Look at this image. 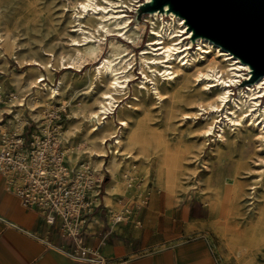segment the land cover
<instances>
[{
  "label": "rangeland",
  "instance_id": "1",
  "mask_svg": "<svg viewBox=\"0 0 264 264\" xmlns=\"http://www.w3.org/2000/svg\"><path fill=\"white\" fill-rule=\"evenodd\" d=\"M79 1L0 0V80L13 92L12 102L19 103L24 97V106L29 107L30 103L38 109L36 119L46 120L51 112L59 115L68 165L91 164L96 173L104 174L107 181L102 185V193L105 187L108 206L114 204L116 196L131 212L138 207L144 210L168 206L169 215L173 211L176 216L194 218L197 210H205L202 222L219 250H235V264H264V133L258 126L264 119V97H260L264 94V72L255 73L249 60L246 69L233 65V60H223L218 50L228 48L212 38L215 43L208 40L212 52L206 39L186 38L190 25L183 28L184 17L180 20L177 12L173 16L164 9L155 12V6L146 3L152 0H111L118 1L112 9L108 0H97L118 15V21H107L113 31L102 33L103 48L101 52L97 50V57L81 67L64 68L62 57L68 62L78 60L71 39L75 36L74 18L79 14ZM105 14L102 9L89 10L96 20ZM153 29H176V37L164 40L168 44L176 38L181 51L187 47V51L174 56L175 60L168 61L169 71L175 70L174 74L167 71L162 56L153 50ZM127 30L130 38L126 37ZM203 31L217 40L211 32ZM222 38L228 41L225 36ZM82 40V51L95 49L93 45L98 44L92 42L89 46ZM45 53L56 56L51 74L41 66L34 69L26 64L31 59L46 63L51 56ZM105 58L114 59L118 67L131 62L133 75L120 88V101L114 113L109 114L114 133L102 142L101 138L90 136L89 130L93 124L102 127L107 120L101 118L99 123L91 117L99 106L101 92L108 91L94 76V69ZM194 61L196 66H192ZM213 61L224 70L226 82L219 77H198L199 71L206 72ZM38 73L44 75L48 85L54 84L50 86L57 88L63 82L59 100L38 102L33 92L39 88L27 84ZM227 83H234L235 87ZM224 88L230 92L223 102L218 95ZM253 98L258 100V115L262 114L256 124L251 120L252 109L256 108ZM212 103L221 104L220 109L211 107ZM230 108L242 115L240 123L235 121L236 115L229 112ZM121 119H127L130 126L125 128ZM20 125L16 124L14 130H21ZM210 125L212 131L206 135L204 131ZM121 135L122 141L117 145ZM113 136L117 138L116 144ZM99 145L103 149L101 155L96 153L101 150ZM115 148L117 153H113ZM112 156L127 157L126 169L113 174L109 166Z\"/></svg>",
  "mask_w": 264,
  "mask_h": 264
},
{
  "label": "crops",
  "instance_id": "2",
  "mask_svg": "<svg viewBox=\"0 0 264 264\" xmlns=\"http://www.w3.org/2000/svg\"><path fill=\"white\" fill-rule=\"evenodd\" d=\"M3 81L5 92H12ZM13 126V121L6 124L9 130ZM32 129V124L24 128L26 137ZM104 193L71 236L59 215L48 222L41 210L23 206L0 172V264H77L70 255L79 247L89 251L86 264H235V250H219L203 224L207 211L189 218L167 214L168 206H137L126 220L113 223L109 212L118 211L123 201L114 196L108 206Z\"/></svg>",
  "mask_w": 264,
  "mask_h": 264
},
{
  "label": "built area",
  "instance_id": "3",
  "mask_svg": "<svg viewBox=\"0 0 264 264\" xmlns=\"http://www.w3.org/2000/svg\"><path fill=\"white\" fill-rule=\"evenodd\" d=\"M43 78L44 75L37 77L36 84L40 85L35 88L45 87L48 81ZM13 98V92H5L0 83V172L23 206L41 210L48 222L54 220V214L59 215L64 232L75 236L95 206L96 196L101 194L104 174L96 173L91 164L69 167L59 131L62 126L59 115L51 112L46 122H39L30 115V107L24 106V99L22 103H14ZM21 107L24 110L18 112ZM10 121L22 123L21 130H9L6 124ZM31 124L34 129L26 137L24 128ZM109 213L111 222L118 223L126 220L131 211L122 202L118 211ZM88 252L79 247L70 256L77 264H86Z\"/></svg>",
  "mask_w": 264,
  "mask_h": 264
},
{
  "label": "bare ground",
  "instance_id": "4",
  "mask_svg": "<svg viewBox=\"0 0 264 264\" xmlns=\"http://www.w3.org/2000/svg\"><path fill=\"white\" fill-rule=\"evenodd\" d=\"M188 1L191 2V0H188ZM108 2H109V6H111V9L115 8V7H113V5L118 4V1L113 2L111 0H108ZM167 3L170 4V10L167 9V6H168ZM167 3L165 4V6L163 8L167 13L170 12L171 15L175 16L174 12H177V15H179L181 17L180 20L183 17L187 18V20L185 21V25L183 27L185 29L187 24L190 25V27H188V30L185 32V33H187L186 38L191 39L192 37H194V38L206 39L207 40L206 44L208 45V48H210V50H209L210 52L213 51L211 42L215 43V41H217V42L221 43L222 45H224L228 48L227 50H224V49L218 50V53H219L218 56H223L224 57L223 60H233L234 61L233 65H235L236 67H242L244 69H246L248 67V65H249L248 61H247L248 58L244 55L239 56V53L236 50L232 49L231 46L226 45L225 43H222L218 39L216 40L215 38H213V36H211L210 34H207L203 30L200 31V30L195 28L194 33L191 34L192 33L191 27H193V24L189 21V16H188L186 10L177 6L172 0H167ZM153 4L155 5V3H153ZM79 7L84 11V15H82L83 12L79 8V10H78L79 14L75 15V18H74V20L77 22V24L75 25L76 28L73 30V32L75 33V36L71 39L72 46L77 51V59L78 60L73 61V62H68L66 57H62L61 58V65L64 68L81 67V65L85 61L92 60V57H97L99 55L98 51L101 52L102 48H103V42L104 41L102 38V36H103L102 33L103 32H109L110 33L111 31H113L110 28L109 23H107V21H109V19L111 20L114 18L118 21V18H119L118 15H114L113 11H111V12L109 11L108 6L100 5L97 0H80L79 1ZM117 7H119V5ZM91 9H93L95 11L102 9V10L106 11L107 14L101 15V20H98V19L96 20V18H93L92 16L89 15V10H91ZM153 10L155 12H157L158 8H155ZM160 11H162V10H160ZM198 12L203 19L202 21L211 22L210 19L212 17L201 12V10H198ZM116 14H118V13H116ZM163 14L164 13H162V15ZM84 16H85V20H81V18H83ZM105 17H110V18L106 19ZM153 30H154L153 33L156 34V37L154 38L153 43H152V46L154 47L153 50L155 52L162 49V51L164 53H166L168 57H172V56H175L177 54H181L184 51H187V47L183 51H181L180 46H178L179 43L176 42V38L173 39L172 42H169L168 44L166 42L167 40H164L165 37H176V32H177L176 29H174V30L170 29V31H168V30L166 31V29H165L164 32H162V30H156V29H153ZM128 31L129 30H127L125 34H126L127 38H130L128 35ZM99 34H101V36H99ZM211 38L214 39L215 41L212 40ZM82 39H84V41H85L83 44H89V46L93 45L92 42H98V44L93 45V47L95 49L86 48L84 51H82L79 48V46L81 45V42L83 41ZM208 40L211 42H208ZM173 42H174V44H173V46H171ZM114 45H117V43H114ZM184 46H186V45H184ZM228 51L230 53H228ZM113 52H115L114 49H113ZM233 52H234V54H233ZM158 53L159 52H157V55H159ZM45 55H47L49 57L51 56V58H49V61H47L46 63L42 62L38 59H31L30 61H27L26 64H29L31 66V68H34V69L38 68L37 66H41L42 68H44L48 72V74H51L52 70L55 69L54 64L52 62L56 60V56L52 53H45ZM231 55H233V57ZM161 58H162V61L165 63V65H167V67H168L167 71H169L170 64L168 63V61H165L163 59V56ZM203 58H205V56H203ZM206 60H208V59H206ZM216 63H217V61H213L212 64H210L207 67L206 72L199 71L198 77H200L202 79L203 78H210V77H216V78L219 77L220 80L226 82V80L224 79V77L222 75L224 70L222 68H219L218 65H215ZM128 64L129 65H121V67H118V64L114 61V59L105 58L101 62V64L94 69V72H95L94 76L97 79H100V81L103 83V87L105 89H108V91L103 90L101 92V94H100L101 96L98 97L99 106L97 107V109L95 111H93L91 113V117L98 120L99 123L101 122V120H100L101 118H104L107 120L105 121V124L102 127H95L94 124L91 125L90 126L91 130H89V135L95 139L101 138L102 142H104L105 137L111 136L114 133L110 127L111 117L109 114L114 113V108H115V106H117V104L120 101V98L118 97V94L121 91L120 88L125 87L127 80L132 79L131 77H132L133 73L131 71V68H132L131 62L130 63L128 62ZM193 65H195V66L197 65L196 61H194L192 66ZM50 67H52V69H50ZM172 68H174V67H172ZM234 71H237V70H234ZM169 72H170V74H174L175 70L169 71ZM41 75H42L41 73H38L35 77H33L34 81L33 80L28 81L27 84L28 85L31 84L30 88L37 86L36 85V82H37L36 79L38 76H41ZM262 75H264V74H262ZM21 76L24 77L25 73L24 74L21 73ZM43 79H45V77ZM208 85H211V83H209ZM62 88H63V82L62 81L59 82V85L57 88L50 86L46 83L44 89L43 88L42 89H36L33 92V95L36 97V99H38V102H42V101L44 102L45 100H49V101L53 102L55 100H59V97L61 96V93H62V91H61ZM156 90H157V93L159 94V96L161 97L162 94H161L158 87H156ZM229 92L230 91L227 88H224V91L222 92V94L218 95V99L220 98V100L223 102L226 101V98H227V95ZM84 93H87V91H85ZM252 93H251V95H252ZM23 99H24V97H22L19 100V103H22ZM253 101H254V105L256 108L252 109L254 111V114L251 116V120L254 122V124H256L260 120V116H262V114L260 116L258 115V111H257L258 100L254 99ZM28 105L30 107V113L33 114V118L38 117L39 116V113L37 112L38 109L36 110V108H34L30 105V103ZM220 105L221 104H218V103L217 104H213V103L210 104L211 107H213L217 110L220 109ZM238 107L240 109L242 108L240 106H238ZM229 110H230L229 111L230 113L236 115L235 121L240 123L242 115H237V111L233 110L231 108ZM16 116L18 117L19 115L17 114ZM34 119L38 120V121L42 120V122H46V120L42 119V118H40V119L34 118ZM121 122L124 124L125 128H128L130 126L129 121L127 119H121ZM263 124H264V119L262 118V121L260 120V122L258 123V126L260 127V130L262 133H264V125ZM15 126H16V124H14L13 129H15ZM212 127L213 126L210 125L204 131V133L206 135H209L212 131ZM121 141H122V135L120 138H118L117 145L120 144ZM99 148H101V150L96 151V153L98 155H101L103 153V149H102L101 145H99ZM126 158L127 157L121 159L118 156H112L110 158L109 166L111 167V172L113 174H114V171H116V170H121L124 167L126 169L127 165L124 166ZM66 163L68 165L67 159H66ZM101 165H102V163L99 164V167H101Z\"/></svg>",
  "mask_w": 264,
  "mask_h": 264
},
{
  "label": "water",
  "instance_id": "5",
  "mask_svg": "<svg viewBox=\"0 0 264 264\" xmlns=\"http://www.w3.org/2000/svg\"><path fill=\"white\" fill-rule=\"evenodd\" d=\"M172 1L186 10L189 21L196 29L211 32L217 39L227 43L239 54L246 56L255 73L264 72V0ZM146 3L155 6L160 11L163 10L167 0H152ZM167 4V9L170 10V4ZM198 10L212 17L210 19L212 24L202 21ZM184 19L187 20L185 17ZM223 36L231 42L223 39Z\"/></svg>",
  "mask_w": 264,
  "mask_h": 264
},
{
  "label": "trees",
  "instance_id": "6",
  "mask_svg": "<svg viewBox=\"0 0 264 264\" xmlns=\"http://www.w3.org/2000/svg\"><path fill=\"white\" fill-rule=\"evenodd\" d=\"M106 181H107V178H105V179L103 180L102 185H104V183H106ZM101 193H102V187H101Z\"/></svg>",
  "mask_w": 264,
  "mask_h": 264
}]
</instances>
